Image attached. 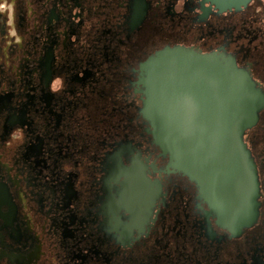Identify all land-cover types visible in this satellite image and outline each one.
I'll use <instances>...</instances> for the list:
<instances>
[{
    "label": "flooded vegetation",
    "instance_id": "1",
    "mask_svg": "<svg viewBox=\"0 0 264 264\" xmlns=\"http://www.w3.org/2000/svg\"><path fill=\"white\" fill-rule=\"evenodd\" d=\"M182 47L264 94V0H0V264H264V107L233 230L161 145L154 59Z\"/></svg>",
    "mask_w": 264,
    "mask_h": 264
},
{
    "label": "water",
    "instance_id": "2",
    "mask_svg": "<svg viewBox=\"0 0 264 264\" xmlns=\"http://www.w3.org/2000/svg\"><path fill=\"white\" fill-rule=\"evenodd\" d=\"M158 69L161 145L176 170L202 187L224 226L248 227L259 212L260 184L244 142L264 107V94L231 57L167 48Z\"/></svg>",
    "mask_w": 264,
    "mask_h": 264
}]
</instances>
